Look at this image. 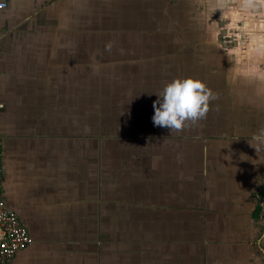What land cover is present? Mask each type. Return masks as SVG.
Segmentation results:
<instances>
[{
  "label": "crops",
  "instance_id": "0c3cea01",
  "mask_svg": "<svg viewBox=\"0 0 264 264\" xmlns=\"http://www.w3.org/2000/svg\"><path fill=\"white\" fill-rule=\"evenodd\" d=\"M2 1L6 264H264V0ZM188 77L207 119L154 126Z\"/></svg>",
  "mask_w": 264,
  "mask_h": 264
},
{
  "label": "clouds",
  "instance_id": "9594fccd",
  "mask_svg": "<svg viewBox=\"0 0 264 264\" xmlns=\"http://www.w3.org/2000/svg\"><path fill=\"white\" fill-rule=\"evenodd\" d=\"M156 95L153 124L167 128L171 133H180L207 119L211 104L219 98L218 93L204 82L191 77L172 80ZM253 140L264 145V129L254 134ZM252 146L258 150L255 145Z\"/></svg>",
  "mask_w": 264,
  "mask_h": 264
},
{
  "label": "built area",
  "instance_id": "2783aa9c",
  "mask_svg": "<svg viewBox=\"0 0 264 264\" xmlns=\"http://www.w3.org/2000/svg\"><path fill=\"white\" fill-rule=\"evenodd\" d=\"M6 4L0 0V11ZM3 151L0 138V264L8 263L19 252L31 247L33 240L16 214L7 206L3 195Z\"/></svg>",
  "mask_w": 264,
  "mask_h": 264
},
{
  "label": "rangeland",
  "instance_id": "374dc122",
  "mask_svg": "<svg viewBox=\"0 0 264 264\" xmlns=\"http://www.w3.org/2000/svg\"><path fill=\"white\" fill-rule=\"evenodd\" d=\"M220 32V31H219ZM223 32H225V34L223 35V34H221V32H220V40H221V38H223L222 40H231V39H233V33L234 32H231V31H229L228 30V32L225 30V31H223Z\"/></svg>",
  "mask_w": 264,
  "mask_h": 264
},
{
  "label": "water",
  "instance_id": "95a60500",
  "mask_svg": "<svg viewBox=\"0 0 264 264\" xmlns=\"http://www.w3.org/2000/svg\"><path fill=\"white\" fill-rule=\"evenodd\" d=\"M257 200H258V204L260 207V213H261L263 209V202H262V199L260 198V195L257 196ZM260 252H261V259L264 262V251L262 248H260Z\"/></svg>",
  "mask_w": 264,
  "mask_h": 264
}]
</instances>
